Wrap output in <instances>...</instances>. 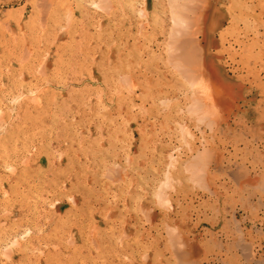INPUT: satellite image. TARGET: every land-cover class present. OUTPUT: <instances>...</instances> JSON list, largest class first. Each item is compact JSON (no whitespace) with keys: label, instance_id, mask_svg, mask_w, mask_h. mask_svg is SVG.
Segmentation results:
<instances>
[{"label":"rangeland","instance_id":"1","mask_svg":"<svg viewBox=\"0 0 264 264\" xmlns=\"http://www.w3.org/2000/svg\"><path fill=\"white\" fill-rule=\"evenodd\" d=\"M262 238L264 0H0V264H264Z\"/></svg>","mask_w":264,"mask_h":264},{"label":"crops","instance_id":"2","mask_svg":"<svg viewBox=\"0 0 264 264\" xmlns=\"http://www.w3.org/2000/svg\"><path fill=\"white\" fill-rule=\"evenodd\" d=\"M115 19H117L116 18V16H115ZM116 22V21H115ZM123 23L124 24H126V22H122V20L121 19H117V23H116V26H117V28H119V29H117L115 26H114V21H113V19L112 20H107V18H105V29H106V32L107 31H109V24H111V32H110V36H109V34H107L106 33V43L108 42V40H109V38L110 37H112V36H115V37H118L119 35H120V39L122 40L123 38H122V36H123V30H124V26H123ZM120 24V25H119ZM119 39V38H118ZM117 42H118V40H117ZM122 42V41H121ZM211 43H210V51H212V53H213V55L216 57V59L219 61V64L220 65H222L223 66V68H225L226 67V65L224 64V62L222 61V56L220 55V54H218V53H215L214 51V46H215V44H217L216 43V40H212V41H210ZM209 43V42H208ZM114 49H117V47H115V48H112L111 49V51H110V55L112 56L114 53H113V50ZM108 54V53H107ZM107 58V57H106ZM108 68V67H107ZM107 68H106V71H105V76L107 75V73H108V70H107ZM205 69H207V68H205ZM227 69V68H226ZM228 72H229V74L232 76H229L231 79H232V82H235L236 80H235V77H236V75L233 73V72H231L230 70H228ZM107 77V76H106ZM245 83V82H244ZM105 86H107V85H105ZM246 87H250L249 85H245ZM234 87H236L235 86V83H234ZM246 87H241V89H244V88H246ZM255 90L256 89H251V90H248V92H246V96L247 97H251V99L249 100V102H248V100H246V102H245V104H249V106H251V104H252V102L254 101V99H255ZM236 94V93H235ZM241 98V97H240ZM239 98V99H240ZM236 100L235 101V103L237 102L238 104L236 105V106H239V105H241L242 104V100L240 99V100ZM241 107V106H240ZM232 121V120H231ZM223 134H224V137L225 138H229V136H231L230 135V133H225V131L223 130ZM227 135H229V136H227ZM210 224V223H209ZM202 227H204V225L202 226ZM200 228L199 230H202V231H206L204 228ZM207 229L208 228H210V226H207L206 227ZM253 236L255 237L256 236V233L255 232H253ZM255 240L257 241V238H255ZM261 242L264 244V238H262V240H261Z\"/></svg>","mask_w":264,"mask_h":264},{"label":"bare ground","instance_id":"3","mask_svg":"<svg viewBox=\"0 0 264 264\" xmlns=\"http://www.w3.org/2000/svg\"><path fill=\"white\" fill-rule=\"evenodd\" d=\"M175 1V0H174ZM184 4V3H183ZM208 10H209V8H208ZM208 10H206V11H208ZM213 10L214 11H216V8L215 7H213ZM206 11H205V13H206ZM212 12L210 11V14H211ZM213 14V13H212ZM185 15V14H184ZM214 15H215V13H214ZM218 15V14H217ZM183 16V15H182ZM205 16V15H204ZM177 17H180L179 16V14H178V16ZM184 17V16H183ZM180 19H182V21H183V18H181L180 17ZM213 19V18H212ZM210 20L211 22H209V29H208V31H207V37L209 38V39H211V38H213V33H214V20H215V18L213 19V20ZM174 20H176L175 18H174ZM219 20H220V18H219ZM176 22V21H175ZM177 22H179V20L177 21ZM177 24V23H176ZM178 24H180V23H178ZM181 24H183V23H181ZM219 24V23H218ZM175 25V24H174ZM178 26V25H177ZM180 27H183V26H180ZM177 29H179L178 31H180L181 29L180 28H177ZM177 31V32H178ZM182 31H183V29H182ZM180 33V34H179ZM179 33H177L178 35H181V33L183 34V32H179ZM191 37V36H190ZM182 38H183V36H182ZM185 38V37H184ZM183 42V41H182ZM201 47V46H200ZM192 52H195V51H192ZM185 53H189V52H185ZM193 55V54H192ZM197 58V57H196ZM198 60H199V58H198ZM204 64H205V66H204V68H207V72H208V70H212V69H214L215 71H216V67H215V63H214V61H213V59L212 58H210L209 57V55L208 54H206L205 55V59H204ZM187 67V66H186ZM191 68H193V67H191ZM217 72H218V70H217ZM224 78V77H223ZM259 121V120H258ZM202 155V154H201ZM207 155V154H206ZM161 195V194H160ZM163 195V194H162ZM159 198V197H158ZM186 239V238H185ZM186 241V243H189L190 241H187V239L185 240ZM192 242V241H191ZM181 243V242H180ZM185 244V243H184ZM104 245H105V243H104ZM98 246V245H97ZM192 252V251H191ZM188 253V252H187ZM181 254H182V252H181ZM189 255H190V253H189ZM182 257V256H181ZM183 257H187V255H185L184 254V256ZM182 257V258H183ZM145 263V262H144ZM259 264H260V262H258Z\"/></svg>","mask_w":264,"mask_h":264}]
</instances>
